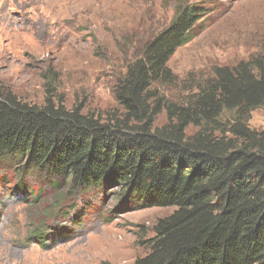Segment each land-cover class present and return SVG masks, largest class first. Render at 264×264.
I'll return each instance as SVG.
<instances>
[{
  "label": "trees",
  "instance_id": "trees-1",
  "mask_svg": "<svg viewBox=\"0 0 264 264\" xmlns=\"http://www.w3.org/2000/svg\"><path fill=\"white\" fill-rule=\"evenodd\" d=\"M202 14L178 7L142 43L113 84L120 109L103 116L67 108L53 88L40 105L0 89L1 164L25 160L85 191L111 184L133 208H174L130 264H264V129L248 125L264 111V54L215 66L184 102L154 87L173 82L167 63Z\"/></svg>",
  "mask_w": 264,
  "mask_h": 264
},
{
  "label": "rangeland",
  "instance_id": "rangeland-1",
  "mask_svg": "<svg viewBox=\"0 0 264 264\" xmlns=\"http://www.w3.org/2000/svg\"><path fill=\"white\" fill-rule=\"evenodd\" d=\"M62 1L0 0V89L40 105L53 88L67 108L119 110L116 78L185 5L203 14L167 63L173 82L154 86L166 101L184 102L215 66L264 54V0ZM156 122H166L164 111ZM248 125L264 129V111L253 109ZM119 190L85 191L25 160L0 163V264L132 263L147 252L138 240L174 208H133Z\"/></svg>",
  "mask_w": 264,
  "mask_h": 264
},
{
  "label": "bare ground",
  "instance_id": "bare-ground-1",
  "mask_svg": "<svg viewBox=\"0 0 264 264\" xmlns=\"http://www.w3.org/2000/svg\"><path fill=\"white\" fill-rule=\"evenodd\" d=\"M63 1H64V0H63ZM63 1H62V2H63Z\"/></svg>",
  "mask_w": 264,
  "mask_h": 264
}]
</instances>
